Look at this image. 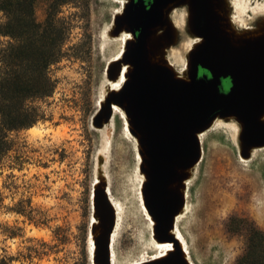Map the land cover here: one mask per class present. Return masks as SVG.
<instances>
[{"label": "rangeland", "instance_id": "rangeland-1", "mask_svg": "<svg viewBox=\"0 0 264 264\" xmlns=\"http://www.w3.org/2000/svg\"><path fill=\"white\" fill-rule=\"evenodd\" d=\"M113 1L85 0V4L77 2L64 8L65 14L73 13L74 28L68 45L74 44V48L51 68L57 86L42 102L48 119L34 125L35 133L29 128L12 133L27 161L21 170L0 165V188L8 173L16 175L17 187L3 189L5 203L31 198L34 206L47 212L48 221L36 226L25 222L23 216L0 210V257L5 253L12 256L9 264H91L88 239L101 230L100 209L91 207L92 190L99 181L111 188L123 214L119 264H132L148 245L149 221L140 206L141 192L148 193V181L142 187V149L135 133L124 129L126 110L120 103L112 104L111 110L114 107L116 111L111 112V119L101 126L94 124L95 115L112 93L110 80L117 78L130 45L121 40L125 30L118 15L120 6ZM216 1L221 19L233 31L243 35L264 33V0H251L245 12L236 11L232 0ZM180 5L172 14L173 23L165 25L159 34L166 35L160 57L176 73L187 76L184 67L179 72L168 58L169 54L176 64L185 58L188 64L191 51L199 43L190 47L196 34L188 24L187 3L181 1ZM233 13L241 20L235 23ZM44 16L40 3L37 17L43 20ZM241 131L233 119H225L222 126L210 130L204 142V158L189 179V212L181 227L195 264H235L246 248L247 230L243 224L237 226L233 218L247 219V225L264 230V145L244 149ZM6 225L22 236L8 237ZM57 226L66 232L65 243L55 238ZM31 238L57 246L42 258L23 257Z\"/></svg>", "mask_w": 264, "mask_h": 264}, {"label": "water", "instance_id": "water-1", "mask_svg": "<svg viewBox=\"0 0 264 264\" xmlns=\"http://www.w3.org/2000/svg\"><path fill=\"white\" fill-rule=\"evenodd\" d=\"M188 4L191 31L202 37L189 56V81L174 77L172 67L161 60H148V32L135 36L128 46L127 57L133 67L122 88L111 93L107 104L94 117L101 126L111 119L112 101L123 105L134 127L141 133V143L148 156L147 206L156 218L158 234H167L180 198L168 187L177 176V168L190 165L200 156L195 132L209 124L217 115L235 114L242 123L241 140L244 145H264V33L239 34L221 19L213 0L202 5L197 0H181ZM160 2V0L156 1ZM127 22L134 26L127 12ZM170 23H165L169 25ZM141 29L147 24L137 22ZM152 33V32H151ZM156 40L155 53H162ZM209 71L198 74V68ZM230 77L228 91H221L223 78ZM136 134V131L132 129ZM104 184L96 192L94 209H100V234L97 237L99 260L110 264L108 235L113 225V209ZM94 195V192H93ZM176 244L173 256L144 264H188Z\"/></svg>", "mask_w": 264, "mask_h": 264}, {"label": "trees", "instance_id": "trees-1", "mask_svg": "<svg viewBox=\"0 0 264 264\" xmlns=\"http://www.w3.org/2000/svg\"><path fill=\"white\" fill-rule=\"evenodd\" d=\"M77 2L85 4V0H0L1 166L6 164L12 170H21L27 157L12 133L48 119L42 102L53 95L57 86L51 68L74 48V44L68 45L74 28L73 13L65 14L64 8ZM40 3L45 9L43 20L37 17ZM86 100L90 103L89 98ZM15 179L16 175L11 171L0 188V210L23 216L25 222L36 226L46 224L47 212L34 206L31 198L5 203L3 189L16 188ZM233 222L237 226L243 224L247 230L246 248L235 264H264V230L247 225L248 220L244 218H233ZM18 229L22 230L21 227ZM54 233L59 241H67L63 227L57 226ZM5 234L8 237L22 236L9 225H6ZM30 241L32 243L23 254L30 259L48 256L57 246L39 238ZM12 260L13 257L5 253L0 257V264H9Z\"/></svg>", "mask_w": 264, "mask_h": 264}, {"label": "bare ground", "instance_id": "bare-ground-1", "mask_svg": "<svg viewBox=\"0 0 264 264\" xmlns=\"http://www.w3.org/2000/svg\"><path fill=\"white\" fill-rule=\"evenodd\" d=\"M115 1L119 2V3L122 1L123 6H124V9L120 8V10L118 11L119 12L118 15H119V18L121 20V27H125V29H124L125 32H124L121 40L129 41V42H131V45H133L135 42V35L133 34V32L130 29H127V27L129 28V25H128L127 20L125 19V16L127 15V11H128L127 10L128 0H115ZM251 4H252L251 0H232V7L236 11L241 9L243 12H245V11L249 10L248 7ZM174 12H175V10L173 11V13ZM232 15H233L232 16L233 21L235 23L238 22L239 20H241V16L239 14L233 13ZM176 22H177V20L174 19V23H176ZM159 34H160V32L158 31V29L154 28L152 30L151 36L147 39V49H148V55H149L148 60L151 62V64H154L157 60L158 61L161 60L159 53L154 54V52L157 49V47H156L157 41L156 40L159 38ZM201 41H202V37L195 35L190 40V47H192L195 42L200 43ZM168 58H169L170 62L174 66L177 67L179 72H180L181 66H182V68L184 67L182 70H184V69L187 70L188 76H183V75L175 72L174 77L176 79H179V80L189 81V72H188L189 71V60H188V64H187V61L185 58L181 64H176V62L173 60V58L169 54H168ZM124 60H125V62L123 63L122 67L120 68L117 78L110 80L112 93L113 92L115 93L116 91L121 89L123 83H126L127 80L129 79L128 73L132 69L133 65L128 60L127 55L124 56ZM116 96L117 95H111L109 97V99H114ZM112 104H114L116 106V105H118V102H116L114 100V101H112ZM113 109H114V107L112 108L111 112L114 111ZM123 111H124V109H123ZM119 114H121V113H119ZM122 115L123 114H121V116ZM123 118L125 120L123 123L124 129L126 130V132H129V133L132 132V129H134L136 131L135 135H136V138H137L138 142L140 143V146L142 149V151L141 150L139 151V155H140V158L142 159V163H143L142 169H143V174L145 175V178L143 179V185H142V187H144L146 179H147V181H149L148 167H147L148 156L145 153L144 145L141 143V133L134 127L131 116L126 112ZM225 119L235 120L236 122L239 123L241 130H242V123L235 114H225V115L219 114V115H217L209 124H207L204 127L197 129L195 132V137L197 138V140L199 142V146H200L199 158L196 159V161H194V163H192L190 165L177 168L176 179L173 183H171L169 185L168 189H169V191L177 194L179 196L181 202H180V205L178 206V208L176 209V211L174 213L173 220H172V223H171V226L169 229V233H167V234H158L157 233V231H156L157 220L151 214V212L148 209L147 194L143 191L141 192V199L140 200L142 202V205H140V206L141 207L143 206V210H144L145 215H146L145 217L149 221V228H150L151 235H150L148 245L143 246L144 247L143 251L139 254L138 258L134 259L132 264H144L147 262H153V261H157V260H161V259H165L167 257L173 256V254L177 250H176V244L173 241L172 237H175L177 239V241L179 243V250L181 251L182 257L187 261V263L188 264H195V262L193 261V258H192L189 242H188L187 237H186V235L183 232L182 227H181V223L185 220L186 213L189 212V205H188V202H189L188 201L189 183H190L189 179L192 176L193 170L196 168V166L198 164H200V162L204 158V152H205L204 142H205L206 136L208 135V132L210 130L214 129L216 125L222 126L225 123ZM260 120L264 121V113L260 116ZM218 127H220V126H218ZM36 129H37L36 126H32L29 128V130L32 133H35ZM258 146H262V145H244L243 144V148L246 150L251 149L253 147H258ZM98 184L99 185L96 184L93 187L92 194L94 192V195L91 194L94 204H95L96 192L99 189H101L100 188L101 181H99ZM104 190L106 191L107 196H109V200L111 202L112 209H113V218H114L111 232L108 235L110 264H119L118 242H119V238H120L121 230H122L123 214H122L121 207L118 206L117 201H115V199L112 196L111 188L109 186L105 185ZM91 207H93V206H91ZM90 222H92V220ZM99 234H100V232H99ZM99 234L96 235V234L92 233L90 238L87 236L89 238L88 239V249L91 250V252H89V254H91V256H92L91 257V259H92L91 264H101L100 260H99V256H98L99 247H98L97 242H96L97 237H99ZM92 245H93V247L91 248Z\"/></svg>", "mask_w": 264, "mask_h": 264}, {"label": "flooded vegetation", "instance_id": "flooded-vegetation-1", "mask_svg": "<svg viewBox=\"0 0 264 264\" xmlns=\"http://www.w3.org/2000/svg\"><path fill=\"white\" fill-rule=\"evenodd\" d=\"M158 0H128L127 3V10L132 18L133 23L137 24V22L141 24H147L148 27L146 29H141L142 27L139 25L137 27L135 24L134 26L129 25V28L135 36H141L143 33H147L148 35L152 34V30L154 28L159 29V32H162V29L165 27V23H173L172 14L173 11L179 9L181 7L180 3L181 0H160V2H156ZM200 5L204 3L206 0H197ZM116 5H119L121 9H124L123 2H115ZM216 0H213L215 5ZM186 7L185 5H182ZM188 6V4H187ZM217 10L218 6L215 5ZM127 11V12H128ZM221 16H223L222 12L219 10ZM125 19H128V15L125 16ZM125 29V27H123ZM161 28V29H160ZM184 35V34H181ZM208 74L210 75L209 71L199 66L198 74ZM188 76V74H187ZM231 86V79L230 77L223 78L221 91H228Z\"/></svg>", "mask_w": 264, "mask_h": 264}]
</instances>
